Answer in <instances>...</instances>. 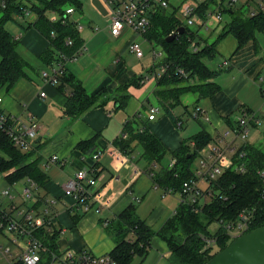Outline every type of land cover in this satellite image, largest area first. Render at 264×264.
<instances>
[{"label": "crops", "instance_id": "crops-1", "mask_svg": "<svg viewBox=\"0 0 264 264\" xmlns=\"http://www.w3.org/2000/svg\"><path fill=\"white\" fill-rule=\"evenodd\" d=\"M78 1V5L68 4L65 8H74L67 18L80 25L75 27L82 40L79 47L82 50L75 59L66 63L65 71L78 80L88 94L97 91H102V94L96 104L76 117L64 112L69 87L58 89L57 84L46 83L41 76V71L49 68L40 58L49 46V40L32 25L37 13L30 9L39 1H17L25 6V11L22 15H14L16 26L11 28L12 31L5 28L17 40L16 51L29 68L25 69L26 75L18 77L10 86L0 87V111L16 118V122H35L36 134L27 150H33L32 158L40 157L39 165L46 177L39 188L34 182L29 203L34 208L33 203L37 201L38 208H34V212L46 210L54 216L59 234L51 238L53 248L57 251L85 249L95 255L109 253L122 238H133L132 230L122 217L123 212L132 206L135 216L154 233L143 251L133 253L127 264H174L168 242L157 232L176 212L181 196L160 182L162 177H166V170L176 163L172 152L185 141L192 146L191 138L203 132L208 141L197 150L190 168L197 185L205 189L207 181L202 178V172L217 157L212 149L216 146L221 149L225 163L226 158L233 154L231 147L239 146L236 136H228L230 132L226 136L223 134L232 126L233 114L241 108L253 115L248 123L245 142L262 150L259 144L264 142V28L240 46L232 33L215 42V54L219 53L224 57L223 61H227V64L222 61L226 72L212 78L219 86L218 90L208 96L189 90L181 93L178 103L169 108L173 119L166 111L172 101L162 99L157 93L161 85L158 84L159 78L153 75L156 58L149 50L147 61H143L144 50L143 56L138 58L128 48L132 40L141 46L142 41L154 43L156 40L147 39L129 27L118 35H112L106 2L102 0L104 12H85V1ZM169 2L171 5V0ZM45 13L49 20L58 16L53 11ZM220 22L217 24L222 25ZM142 75H146V80L138 82ZM189 80L187 82L190 83L197 81ZM40 91L45 95L40 96ZM181 103L185 105L183 108L179 107ZM149 106L158 107L152 119L147 117ZM196 106L203 111L194 116L192 111ZM182 114L189 115L191 123L184 125ZM126 125L153 133L165 147L162 156L154 161L148 159L144 145L127 132ZM82 141L86 144L80 148ZM96 151L98 157L93 159L92 153ZM0 154L7 158L3 152ZM53 155L57 156L56 160H51ZM90 165L95 168L98 183L96 198L90 202L91 207L84 210L72 196L64 194L62 185L77 170ZM4 176L5 173L0 171V180L3 179L6 185L21 186L16 189L15 199L28 184V177L10 184ZM2 198L7 197L0 194V204L7 208L10 200L7 198L5 204ZM0 232L7 236L11 246L5 247H10L12 258L16 259L23 240L19 238L15 243L11 232ZM0 246L4 245L0 243ZM0 259H3L1 264H6L3 257Z\"/></svg>", "mask_w": 264, "mask_h": 264}, {"label": "trees", "instance_id": "trees-1", "mask_svg": "<svg viewBox=\"0 0 264 264\" xmlns=\"http://www.w3.org/2000/svg\"><path fill=\"white\" fill-rule=\"evenodd\" d=\"M2 1L4 6L1 5ZM38 1V4L33 3L30 7L37 13V18L32 22V25L49 40V46L40 54L43 65L49 67L59 59L60 53L70 55L75 52L80 47L82 40L74 22L67 20L62 23L59 19L51 21L45 12L53 11L61 16L66 5L76 6L79 1ZM212 1L203 0L200 3L198 10L201 16L204 15L203 11ZM252 1L242 0L237 8L232 5L225 9L229 19L221 25L216 39L212 43H205V39L200 36L197 30H192L184 24L178 15L176 6H173L171 11L162 10L151 16V29L148 37L161 45L162 51L165 53L164 60L169 63L167 74L159 78L158 84L161 85V88L157 93L162 99L168 98L172 101V104L166 107V111L173 119L174 116L169 108L178 103V96L181 93L189 90L198 92L202 96H208L218 90L219 86L212 81V78L218 74L219 70L210 69L202 60L205 56L212 57L215 54V42L227 33H232L240 46L256 31L264 28V10L257 8L255 12L251 13L250 2ZM24 7L16 0H0V10L2 11L0 18V87L10 86L18 77L26 75L25 69L29 68V64L16 51L17 40L4 27L6 21L14 19V15L22 14ZM183 24L184 30L171 41H166V37ZM68 37L72 39L71 45L66 44ZM192 41L195 42L194 46H191ZM176 66L182 67L187 76L175 74L173 70ZM140 78L141 76L138 78V82H140ZM190 78L197 81L187 82ZM183 82L187 84H182ZM65 86L69 87L70 93L67 96L64 112L72 117L78 116L96 104L99 95L102 94V91L88 94L82 84L66 71L59 75L57 88L63 89ZM126 126L127 132L132 133L144 145L145 155L148 159L155 160L162 156L165 147L153 133L141 127ZM191 141L194 143L192 146L185 141L172 152L176 163L171 169L166 170V177H162V182H160L162 185L180 191L183 181L194 179L195 174L190 168V163L200 146L208 141V136L200 132L194 135ZM85 144L86 141L80 142V148H83ZM241 150L244 151V155L239 158L238 152ZM0 151L7 156L6 158L0 154V171L5 173L4 177L8 183L12 184L28 177L35 182L36 188L43 184L46 177L39 165L40 157L32 158V149L23 150L15 145L3 130H0ZM231 158L232 165L225 167L221 174L209 181L204 191V194H209V200L202 204H199L198 200L196 202L181 201L176 212L165 221L157 232L168 242L174 264H203L211 258L214 254H209L211 246L203 249L206 244L203 234L215 236L213 243L217 247L220 246L218 240H221L225 245L230 238L222 223L235 220L239 211L242 210L241 208H246V205L253 206L254 210L251 229L264 225V174H260L261 171H264V151L244 142L233 152ZM239 163H243V170L236 168ZM33 207L38 208L37 201H34ZM196 208L197 210H195ZM132 209V206L128 207L122 217L128 228L132 230L133 238L118 240L109 252L116 264H127L133 253H141L154 233L135 216ZM206 218L208 219L207 224L212 221L221 222L219 227L213 231L214 233L210 232L207 229V224L204 223V220L202 221ZM223 247L225 246L218 248L221 250ZM6 264H20V262ZM38 264H45V261L41 260Z\"/></svg>", "mask_w": 264, "mask_h": 264}, {"label": "built area", "instance_id": "built-area-1", "mask_svg": "<svg viewBox=\"0 0 264 264\" xmlns=\"http://www.w3.org/2000/svg\"><path fill=\"white\" fill-rule=\"evenodd\" d=\"M104 1L109 7V31L112 35H118L126 27L138 33L145 31L150 26L151 16L156 12L166 10L170 5L169 0ZM202 1L203 0L181 1L177 12L180 13L181 19L185 25L189 26L196 24L198 27L208 29L211 25L222 20L221 4H219L216 9L210 10L209 5L211 2L203 11L205 12L204 15L201 16L198 9ZM236 1L238 0H228L227 7L234 5ZM255 3L256 5L251 8V13L255 12L257 8L264 10V0H256ZM1 5L4 6L3 1ZM73 9L72 6L65 8L63 15L51 17V21L59 19L62 23H65L68 20L67 14L71 13ZM24 11L25 9L23 12ZM75 25L77 28L80 27L79 24ZM66 44L71 45L72 39L69 37L66 38ZM194 44L195 42L192 41L191 46H194ZM128 48L136 57L140 58L143 56V48L138 41L132 40L128 44ZM81 50V48H78L70 55L60 53L59 59L56 62L49 66L48 69L41 71L44 82L57 84L59 75L65 72L66 63L75 59ZM151 52L154 58L159 57L153 75L156 78H160L162 75L167 74L169 63L164 60L165 53L163 51L157 52L152 48ZM223 64H227V61L224 60ZM173 71L180 76H187V73L182 67L176 66ZM146 78V75H142L140 82L145 81ZM39 95L44 96L45 92L40 91ZM157 111V106H149L148 119L154 118ZM202 111L201 108L196 106L192 113L194 116H197ZM251 119H253V115H251L249 110L241 108L232 126H230L229 130H226L223 135L226 136L231 132L234 136L246 140L249 129L248 123ZM16 120V118L14 119L12 116L0 111V130H3L15 145L21 147L23 150H27L31 147L32 139L35 137L36 124L35 122L24 124L19 121L16 122ZM238 147L239 146L231 147L232 152L236 151ZM212 152L217 155L215 162L210 164L202 172V178L208 182L221 174L225 167L232 165L231 157H227L225 163H223V153L218 146L214 147ZM243 155V150L238 152L239 158H242ZM97 157L98 152H93L92 158L96 159ZM56 158V155L51 156V160H56ZM236 168L238 170H243V163L236 165ZM260 174L263 175L264 171H261ZM27 181L28 184L18 193L20 203L13 201L14 194H11L9 187L0 190V194L10 200L7 204V208L2 207L0 204V231L5 230L11 232V239L15 243H17L19 238L23 240V244L16 259L12 258V252L9 246L5 248L0 246V256L6 260V263H13L17 260L20 264H38L41 260H44L45 264H116L115 259L110 253L95 255L85 249L68 248L57 251L53 248L51 238L55 237L56 233L59 234V229L55 224V218L49 215L46 210L41 213L34 212V208H32V205L29 203L32 197L34 181L30 178H28ZM97 183L95 168L90 165L77 170L63 183L62 188L64 194L72 196L84 210H87L91 207L90 202L96 198L95 188ZM179 193L181 201L185 202L189 200L190 202H196L197 197H202L203 192L197 185L195 179H189L182 182ZM252 213L251 209H245L239 214L237 221L224 224L230 239L248 230L249 224L252 221Z\"/></svg>", "mask_w": 264, "mask_h": 264}, {"label": "rangeland", "instance_id": "rangeland-1", "mask_svg": "<svg viewBox=\"0 0 264 264\" xmlns=\"http://www.w3.org/2000/svg\"><path fill=\"white\" fill-rule=\"evenodd\" d=\"M17 1H22V0H16V2ZM25 2H31V1H33V0H24ZM82 1H85V3H86V6H85V12H89V11H97V12H104V10H105V6H104V3H103V1L102 0H82ZM180 1L181 0H171V5L168 7V9L167 10H169V11H171L172 10V8H173V6H177L178 7V4H180ZM256 0H253L252 2H250V6L251 7H254L255 5H256ZM240 0H238V1H236L235 2V4L233 5L234 7H238L239 5H240ZM219 4H221L220 5V8L222 9V23H224L225 21H226V19H228V15L226 14V8H227V4H228V0H215L214 2H211L210 3V5H209V8H210V10H213V9H216L217 8V6L219 5ZM83 6V5H82ZM31 15H33V14H31ZM178 15H179V17L181 18V16H180V13L178 12ZM220 22V23H221ZM218 23V22H217ZM217 23H215V24H213V25H211L210 27H209V31L207 30V29H204V28H201V27H198V25H196V24H193V25H189V27L192 29V30H197V32L200 34V36H202V38H204L205 39V41H206V43H210V42H212L213 40H215L216 39V35H217V33H218V31H217V27L220 25H216ZM215 25H216V27H215ZM16 26V23L12 20V21H7L6 22V24H5V28L7 29V30H9V31H12L11 30V28H14ZM221 26V25H220ZM216 28V29H215ZM150 29H151V23H150V26H149V28H147L145 31H143V32H141V34L145 37V38H147V39H149V37H148V35H149V32H150ZM211 29V30H210ZM213 29H215V30H213ZM178 35V34H177ZM203 43H204V41H202ZM151 47H153V49L155 50V51H157V52H159V51H162V49H161V45L159 44V43H156V42H154V43H149L148 41H142V48H143V50L145 51V55H144V57H143V61H147V59H148V56H149V50L151 51ZM148 52V53H147ZM223 56H221L219 53H216L212 58H209V57H203L202 58V60H203V62H205L206 63V65H208L210 68H212V69H216V70H219L218 71V75L220 74V73H224V72H226V70L222 67V61H223ZM159 60V57H157L156 59H155V65H156V62ZM217 77V76H216ZM215 77V78H216ZM189 80V79H188ZM189 81H191L192 82V80H189ZM264 91V90H263ZM185 105H183L182 103L179 105V107H181V108H183ZM189 106H191V105H189ZM183 115V120H184V125H185V123H191L190 121L192 120L191 119V117H189V115H185V114H182ZM239 115V110L235 113V114H233V118L234 119H236V117ZM186 118V119H185ZM264 129V128H263ZM264 131V130H263ZM264 133V132H263ZM228 136H234V134H232L231 132H230V134L228 135ZM263 136H264V134H263ZM235 137V136H234ZM246 140L244 139H241L240 137H237V139H236V143L237 144H240V143H242V142H245ZM260 145V147H261V149L264 151V142L263 143H260L259 144ZM193 163L195 164V160L193 161ZM9 171V170H8ZM195 180H196V178H195ZM208 181H207V186H208ZM19 185H21V184H19ZM8 185H6V182L3 180V179H1L0 180V189L1 188H4V187H7ZM9 187V189H10V191H11V194H14V195H16L15 193H16V189H19L21 186H15V188L14 187H12V186H8ZM207 188V187H206ZM206 188L205 189H203L202 190V197L201 196H198L197 197V200L199 201L201 198H203L202 199V201H201V204L205 201V200H208L209 199V194H207V195H205L204 197H203V194H204V191L206 190ZM179 192V191H178ZM223 196V195H222ZM5 197V196H4ZM19 197V196H18ZM18 197H15V201L16 202H19L20 201V198H18ZM19 199V200H18ZM2 201H4L5 202V204H6V202H7V198H2ZM252 207V208H251ZM249 206V205H246V208H241L242 210H240L239 211V213H238V215H237V217H236V219L235 220H232V221H225V222H223L222 223V226L224 227V229H226L225 228V225L224 224H226V223H232V222H235V221H237V219H238V216H239V214L243 211V210H245V209H248V208H250L251 210H252V212H254V210H253V206ZM197 209V208H196ZM252 215H253V217H254V214L252 213ZM253 217H252V221H251V223L249 224V227H248V230L247 231H249V230H251V226H252V222H253ZM202 218V217H201ZM204 220V223H208V219L206 218V220L205 219H202V221ZM255 220V219H254ZM258 222V221H257ZM221 224V222H216V221H212L211 223H209V224H207V226H208V230L210 231V232H212V233H214L213 231H215L218 227H219V225ZM261 226V225H260ZM258 227V226H257ZM253 228H255V227H253ZM252 228V229H253ZM203 236H204V238H205V241H206V244H205V246L203 247V249H206V248H208L209 246H211L210 248L211 249H209V254H216L218 251H220V246L222 247V246H226L232 239H230L225 245L222 243V241L221 240H218V243H219V245L220 246H216V244L215 243H213V239H214V237L215 236H208L207 234H203ZM215 242H216V240H215ZM0 243L1 244H3L4 246H2L3 248H5V245H8L9 244V246H11V244H10V242H9V240H8V238H7V236L4 234V233H1L0 232ZM221 243V244H220ZM207 245V246H206ZM206 247V248H205ZM215 251H217V252H215ZM213 254V255H214ZM210 259V258H209ZM207 261V260H206ZM3 262V259H0V264ZM204 263V262H203Z\"/></svg>", "mask_w": 264, "mask_h": 264}, {"label": "water", "instance_id": "water-1", "mask_svg": "<svg viewBox=\"0 0 264 264\" xmlns=\"http://www.w3.org/2000/svg\"><path fill=\"white\" fill-rule=\"evenodd\" d=\"M183 30L181 25L166 37V41H171ZM203 264H264V225L233 238Z\"/></svg>", "mask_w": 264, "mask_h": 264}]
</instances>
